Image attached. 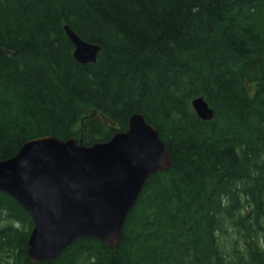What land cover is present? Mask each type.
Wrapping results in <instances>:
<instances>
[{
    "label": "trees",
    "instance_id": "obj_1",
    "mask_svg": "<svg viewBox=\"0 0 264 264\" xmlns=\"http://www.w3.org/2000/svg\"><path fill=\"white\" fill-rule=\"evenodd\" d=\"M67 24L101 44L95 62ZM136 112L173 164L118 246L84 236L34 263V220L0 190V264H264V0H0V159L45 135L107 141Z\"/></svg>",
    "mask_w": 264,
    "mask_h": 264
},
{
    "label": "water",
    "instance_id": "obj_2",
    "mask_svg": "<svg viewBox=\"0 0 264 264\" xmlns=\"http://www.w3.org/2000/svg\"><path fill=\"white\" fill-rule=\"evenodd\" d=\"M65 28L75 59L95 62L101 44L82 38L68 24ZM192 105L201 118L214 117L203 96ZM172 164L158 129L136 112L127 130L107 141L85 145L75 136L52 135L28 140L16 154L0 159V190L30 212L34 227L28 256L37 263L55 259L84 236L118 246L147 179Z\"/></svg>",
    "mask_w": 264,
    "mask_h": 264
},
{
    "label": "rangeland",
    "instance_id": "obj_3",
    "mask_svg": "<svg viewBox=\"0 0 264 264\" xmlns=\"http://www.w3.org/2000/svg\"><path fill=\"white\" fill-rule=\"evenodd\" d=\"M232 230L230 229V232H231ZM232 233V232H231ZM231 238L232 237H230V238H228V239H225V241L227 242V243H230V240H231Z\"/></svg>",
    "mask_w": 264,
    "mask_h": 264
}]
</instances>
